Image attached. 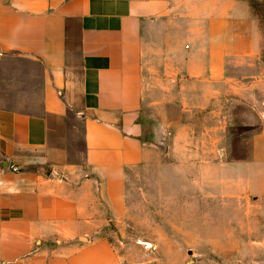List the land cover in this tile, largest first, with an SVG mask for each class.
Here are the masks:
<instances>
[{"label":"crops","instance_id":"1","mask_svg":"<svg viewBox=\"0 0 264 264\" xmlns=\"http://www.w3.org/2000/svg\"><path fill=\"white\" fill-rule=\"evenodd\" d=\"M237 1L0 0V264H122L95 234L124 210V174L176 163L142 137L144 111L216 116L220 37L251 16ZM191 163L219 174L216 195L264 201V120L249 158Z\"/></svg>","mask_w":264,"mask_h":264},{"label":"rangeland","instance_id":"2","mask_svg":"<svg viewBox=\"0 0 264 264\" xmlns=\"http://www.w3.org/2000/svg\"><path fill=\"white\" fill-rule=\"evenodd\" d=\"M237 2L238 12L240 4H248L251 16L238 17L229 36L220 37L228 48L216 70V116L199 111L174 115L164 99L144 111L142 137L156 144L162 163H176L160 174L149 168L124 174V210L120 216L105 212L107 222L95 234L109 241L122 264H264V201L246 194L216 195L219 174H182L194 171L191 160L197 153L206 160L216 150L223 158H249L260 133L264 0ZM166 118L175 124L187 121L189 131L181 135L178 128L164 135L159 123ZM212 123L215 130L209 129ZM172 138L187 140L189 147L174 146ZM185 153L188 165L181 164Z\"/></svg>","mask_w":264,"mask_h":264},{"label":"built area","instance_id":"3","mask_svg":"<svg viewBox=\"0 0 264 264\" xmlns=\"http://www.w3.org/2000/svg\"><path fill=\"white\" fill-rule=\"evenodd\" d=\"M11 169H12V170H16V168H15V167H12Z\"/></svg>","mask_w":264,"mask_h":264}]
</instances>
